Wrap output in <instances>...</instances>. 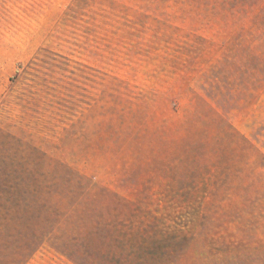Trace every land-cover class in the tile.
<instances>
[{"label":"rangeland","instance_id":"rangeland-1","mask_svg":"<svg viewBox=\"0 0 264 264\" xmlns=\"http://www.w3.org/2000/svg\"><path fill=\"white\" fill-rule=\"evenodd\" d=\"M0 264H264V0H0Z\"/></svg>","mask_w":264,"mask_h":264}]
</instances>
